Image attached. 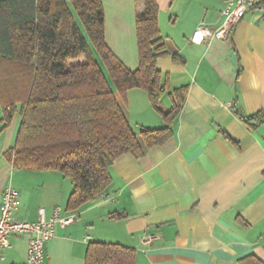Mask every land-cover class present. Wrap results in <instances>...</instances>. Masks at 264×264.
<instances>
[{
    "label": "crops",
    "instance_id": "0c3cea01",
    "mask_svg": "<svg viewBox=\"0 0 264 264\" xmlns=\"http://www.w3.org/2000/svg\"><path fill=\"white\" fill-rule=\"evenodd\" d=\"M227 2L156 0L158 28L169 52L156 62L169 90L162 109L170 108L173 90L186 88L172 136L139 158L127 153L115 159L104 193L75 211V222L56 227L45 245L44 264H85L91 242L134 249L135 264H237L248 255L264 262V120L251 127L235 113L264 108V14L246 12L227 41L191 39L199 24H221ZM102 4L105 42L135 70V16L142 0ZM93 53L110 82L105 63ZM125 100L135 133L164 126L145 90L129 89ZM1 118L0 108V202L11 186L20 192L17 219L35 220L40 206L46 219L56 207L60 215L72 213L68 177L56 169L15 168L6 158L20 116L16 113L6 127ZM28 238H9L4 264H25Z\"/></svg>",
    "mask_w": 264,
    "mask_h": 264
},
{
    "label": "trees",
    "instance_id": "16d2710c",
    "mask_svg": "<svg viewBox=\"0 0 264 264\" xmlns=\"http://www.w3.org/2000/svg\"><path fill=\"white\" fill-rule=\"evenodd\" d=\"M77 14L84 31L73 12ZM138 67L128 69L105 42L102 0H0V108L2 127L18 113L20 123L6 158L15 168L56 169L71 180L69 211L97 200L110 183L119 156L141 157L172 136L186 88L168 87L156 66L168 55L158 28L156 0H142L135 16ZM93 49L105 63L103 73ZM113 86V88H112ZM141 88L164 126L135 133L125 95ZM235 113L254 127L264 108ZM85 264H135V250L117 243L91 242ZM237 264H264L253 255Z\"/></svg>",
    "mask_w": 264,
    "mask_h": 264
},
{
    "label": "built area",
    "instance_id": "2783aa9c",
    "mask_svg": "<svg viewBox=\"0 0 264 264\" xmlns=\"http://www.w3.org/2000/svg\"><path fill=\"white\" fill-rule=\"evenodd\" d=\"M250 10L260 11L264 14V0H228L221 10L222 22L218 27L199 24L193 34L192 40L199 43L210 39L227 41L235 26ZM20 203V192L11 186L4 188L0 202V264H4V249L9 247V238L15 234H26L28 249L25 264H44L45 245L55 236L56 227L66 226L75 222L74 212L60 215L59 208H54L50 218H45L44 208L38 207L37 218L33 221L21 220L13 216L14 209ZM152 236H145L150 240Z\"/></svg>",
    "mask_w": 264,
    "mask_h": 264
},
{
    "label": "water",
    "instance_id": "95a60500",
    "mask_svg": "<svg viewBox=\"0 0 264 264\" xmlns=\"http://www.w3.org/2000/svg\"><path fill=\"white\" fill-rule=\"evenodd\" d=\"M229 60L233 64L234 68H237V66H236V58H235V54H234L233 51L229 52Z\"/></svg>",
    "mask_w": 264,
    "mask_h": 264
},
{
    "label": "rangeland",
    "instance_id": "374dc122",
    "mask_svg": "<svg viewBox=\"0 0 264 264\" xmlns=\"http://www.w3.org/2000/svg\"><path fill=\"white\" fill-rule=\"evenodd\" d=\"M72 12H73V15L75 16V18L77 19L79 25L81 26L82 30L84 31V28H83V25L81 24L77 14L74 12V10L71 8ZM85 32V31H84ZM104 33H105V27H104Z\"/></svg>",
    "mask_w": 264,
    "mask_h": 264
}]
</instances>
